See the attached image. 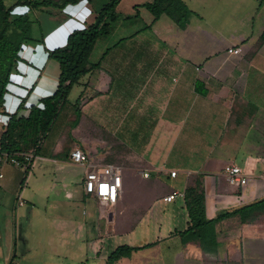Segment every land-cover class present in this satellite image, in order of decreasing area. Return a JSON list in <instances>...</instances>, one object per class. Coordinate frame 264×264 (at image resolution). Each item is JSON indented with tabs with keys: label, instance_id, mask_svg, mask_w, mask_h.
<instances>
[{
	"label": "crops",
	"instance_id": "crops-1",
	"mask_svg": "<svg viewBox=\"0 0 264 264\" xmlns=\"http://www.w3.org/2000/svg\"><path fill=\"white\" fill-rule=\"evenodd\" d=\"M182 1L194 12L183 30L167 16L154 21L141 7L153 0H121L119 20L90 57L100 67L72 88L31 176L3 165L0 264H106L124 245L138 250L115 264H264V211L254 220L237 215L218 223L214 251L182 237L192 221V189H203L208 220L264 200V183L239 193L221 175L230 161L264 160V7L201 0L211 9L205 13ZM109 2L68 5L49 21L43 43L24 47L0 111V139L12 116L28 117L56 92L60 64L49 52L92 25ZM233 46L242 47V57L227 53ZM76 148L123 169L109 214L98 204L79 216L90 197L85 168L70 158ZM175 191L184 197L163 201Z\"/></svg>",
	"mask_w": 264,
	"mask_h": 264
},
{
	"label": "trees",
	"instance_id": "trees-1",
	"mask_svg": "<svg viewBox=\"0 0 264 264\" xmlns=\"http://www.w3.org/2000/svg\"><path fill=\"white\" fill-rule=\"evenodd\" d=\"M81 0H18L15 5L8 7L5 0H0V111L5 103L7 87L11 82V75L17 64L22 60L24 47L43 43L45 34L41 22L34 17V12L47 13L48 8L63 10L68 5H76ZM264 7V0H255ZM121 0H110L98 13L95 22L85 29L74 31L67 40V44L49 52V57L60 64L59 86L56 92L42 99L37 106H33L28 117L12 116L6 131L2 135L1 149L10 154L24 153L33 150L37 154L41 144L51 132L56 119L68 103V96L72 88L100 63L91 64L90 57L98 40L110 34L112 25L120 15L117 8ZM17 7H26L25 13H15ZM154 17V21L167 16L180 29H185L194 14L182 0H153L143 4ZM138 8V7H137ZM135 10H138V9ZM139 14L137 13L135 17ZM130 18V17H127ZM37 25H40L36 30ZM264 43V32L261 35ZM196 91L206 95L207 91L196 84ZM79 112V111H78ZM190 200L191 224L182 233L184 241L193 240L201 244L206 251H214L218 245L216 226L218 223L239 215L243 221L256 218L255 213L264 211V200L249 206L224 212L215 219L208 220L203 213L204 191L201 187L192 189ZM127 245L118 247L110 256L106 264H115L123 257H129L133 251Z\"/></svg>",
	"mask_w": 264,
	"mask_h": 264
},
{
	"label": "built area",
	"instance_id": "built-area-1",
	"mask_svg": "<svg viewBox=\"0 0 264 264\" xmlns=\"http://www.w3.org/2000/svg\"><path fill=\"white\" fill-rule=\"evenodd\" d=\"M229 55L242 57L243 49L240 46H233L228 49ZM73 164L85 168L83 189L85 195L93 198L102 208H110L117 205L119 195L122 191V168L116 164H97L90 161V156L81 148L70 152ZM38 160L33 150L10 154L2 151L0 141V180L4 178L3 165L10 164L19 167L27 174L28 179ZM264 160L259 157L247 156L228 162L222 169L221 175L227 184L239 193L253 183H264ZM171 178H176L177 171L170 172ZM148 178L149 174H144ZM191 174H188L190 177ZM176 197H184L183 192L175 191L172 195L165 197L164 202L170 203ZM23 204L22 202L20 203Z\"/></svg>",
	"mask_w": 264,
	"mask_h": 264
},
{
	"label": "rangeland",
	"instance_id": "rangeland-1",
	"mask_svg": "<svg viewBox=\"0 0 264 264\" xmlns=\"http://www.w3.org/2000/svg\"><path fill=\"white\" fill-rule=\"evenodd\" d=\"M17 1L18 0H5V2H6V5L8 6V7H12L13 5H15L16 3H17ZM54 1H57V2H60V1H62V0H54ZM82 1H84V0H82ZM187 2H188V5H190L191 7H193V8H199L200 10H202V11H204L205 13H210V11H211V9H210V7L208 8V9H203L202 8V5H201V0H187ZM221 5V4H220ZM220 5L218 6L219 8H220ZM212 7H214V6H212ZM18 8V7H17ZM17 8H15L14 9V12L15 13H19V14H21V13H25L26 11V8H23L24 10H20L19 8L17 9ZM215 8V7H214ZM21 11H25V12H21ZM27 11H28V9H27ZM59 14V10L58 9H54V8H48L47 9V13H42V12H34V14H33V16L34 17H36V18H38L39 20H40V22H41V28L43 29V31L44 32H46L45 30H46V28L49 26V21H54V16L55 15H58ZM139 23V22H138ZM36 27V30L39 32V28H40V25H37V26H35ZM232 34H228L227 36H231ZM100 53V51H97L96 52V58L98 59L99 57H98V54ZM73 97V96H72ZM68 119V118H67ZM99 133V132H98ZM100 134V133H99ZM97 135V137L98 138H101V135ZM90 156V155H89ZM90 161L92 162V163H97V164H99L100 162L97 160V159H95L94 157H91L90 156ZM100 164H103L102 162L100 163ZM117 165V164H116ZM122 174H123V169H122ZM122 192V191H121ZM121 194V193H120ZM119 198H120V195H119ZM119 198H118V200H119ZM95 205H98V203H97V201H95V203H94V201H93V198H91L90 197V199H88L86 202H85V204L84 205H81L79 208H78V214H79V216H81L82 217V214H83V210L85 209L86 211H88V210H93V209H95ZM103 211H105V212H107V214H109L111 211H114V210H116V206H113V207H110V208H101ZM124 219H126V223H129L130 222V217L129 216H127V214L124 216ZM120 238H123V237H120ZM118 240H119V238L117 237V239H116V242H115V244H118ZM123 240H126V239H123ZM122 242V241H121Z\"/></svg>",
	"mask_w": 264,
	"mask_h": 264
}]
</instances>
